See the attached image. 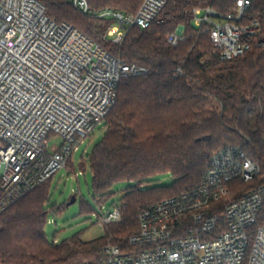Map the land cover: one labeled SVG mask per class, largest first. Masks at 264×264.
Wrapping results in <instances>:
<instances>
[{
    "label": "built area",
    "instance_id": "built-area-1",
    "mask_svg": "<svg viewBox=\"0 0 264 264\" xmlns=\"http://www.w3.org/2000/svg\"><path fill=\"white\" fill-rule=\"evenodd\" d=\"M252 1L236 0L226 14L210 5L194 8L195 26L210 34L222 60L264 45L259 19L241 23ZM167 2L144 0L137 13H126L70 0L86 15L111 19L104 37L114 44L124 41L130 27H149ZM185 38L182 27L166 35L171 46ZM146 72L73 24L51 18L41 0H0V214L67 168L79 145L104 123L120 80ZM51 134L63 142L49 145ZM260 173L246 151L223 147L198 186L141 212L140 230L129 241L143 249L124 253L109 242L102 248L103 264H264V222L251 229L263 209L264 185L221 203L231 182H250ZM123 206L101 205L92 216L103 227L117 223Z\"/></svg>",
    "mask_w": 264,
    "mask_h": 264
},
{
    "label": "trees",
    "instance_id": "trees-1",
    "mask_svg": "<svg viewBox=\"0 0 264 264\" xmlns=\"http://www.w3.org/2000/svg\"><path fill=\"white\" fill-rule=\"evenodd\" d=\"M41 1L57 22L73 24L125 62L147 68L120 80L116 102L104 119V136L89 156L97 203L110 200L117 183L134 184L121 198V220L105 225L100 237L85 241L76 233L57 242L47 237L45 226L50 213L62 212L68 203L48 207L50 178L0 214V264H70L89 255L96 261L88 264H103L102 248L109 242L124 253L143 249L129 241L140 230L141 212L198 186L213 154L227 145L246 151L261 173L250 182H231V193L221 203L264 185V45L222 60L210 34L194 24V8L210 5L226 14L236 0H168L149 27H130L121 44L104 37L111 19L86 15L70 0ZM90 2L96 9L137 13L144 0ZM251 19L260 20L259 39L264 41V0H253L241 23ZM178 27L186 38L171 46L166 35ZM85 165L83 158L80 168ZM164 173L173 177L171 185L143 187ZM81 210L90 213L94 207L82 198ZM263 222L264 205L251 229Z\"/></svg>",
    "mask_w": 264,
    "mask_h": 264
},
{
    "label": "rangeland",
    "instance_id": "rangeland-1",
    "mask_svg": "<svg viewBox=\"0 0 264 264\" xmlns=\"http://www.w3.org/2000/svg\"><path fill=\"white\" fill-rule=\"evenodd\" d=\"M112 43V42H111ZM105 133L104 123L98 126L93 134L86 138L78 147L71 158L70 167L58 171L50 180V197L48 207H59L63 203L67 204L73 195L78 194L77 201L71 205L64 206L62 212L50 213L49 221L45 226V232L50 240L61 242L70 238L76 233H81L85 241L93 240L103 234L104 227L97 224L92 213L99 210L101 205L106 208L113 203L121 202L126 189L132 182L123 181L117 183L114 188V195L110 200L102 204L97 203L93 197V175L90 166V154L95 145L103 138ZM49 145L61 144L63 139L57 134H51L48 138ZM86 160L85 169H81L82 159ZM78 174V176H76ZM173 182V177L169 173L157 175L143 185L144 188L153 186H169ZM85 199L94 210L83 212L81 210V199ZM51 219L53 222H51ZM96 261L95 255L81 256L70 264H88Z\"/></svg>",
    "mask_w": 264,
    "mask_h": 264
},
{
    "label": "water",
    "instance_id": "water-1",
    "mask_svg": "<svg viewBox=\"0 0 264 264\" xmlns=\"http://www.w3.org/2000/svg\"><path fill=\"white\" fill-rule=\"evenodd\" d=\"M77 201V196L76 195H73L72 197H71V200L69 201V205H71V204H73V203H75Z\"/></svg>",
    "mask_w": 264,
    "mask_h": 264
}]
</instances>
